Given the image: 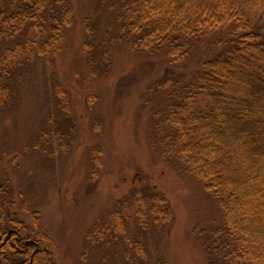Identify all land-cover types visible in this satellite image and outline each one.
<instances>
[{"label": "trees", "instance_id": "1", "mask_svg": "<svg viewBox=\"0 0 264 264\" xmlns=\"http://www.w3.org/2000/svg\"><path fill=\"white\" fill-rule=\"evenodd\" d=\"M96 1L98 15L83 19L73 0H8L0 7V110L17 108L24 75L40 70L51 79L46 87L62 119L72 115L56 62L79 23V59L94 80L109 74L115 49L124 45L152 78L146 103L165 134L167 162L198 179L221 209L208 264H264V0ZM95 98L89 93V107ZM93 126L101 130L100 122ZM76 130L74 124L66 136ZM102 154L91 151L94 178ZM3 177L0 165V258L56 264L8 215ZM174 218L156 186L132 191L96 219L90 249H114L122 264H169L164 257L152 261L145 233Z\"/></svg>", "mask_w": 264, "mask_h": 264}, {"label": "rangeland", "instance_id": "2", "mask_svg": "<svg viewBox=\"0 0 264 264\" xmlns=\"http://www.w3.org/2000/svg\"><path fill=\"white\" fill-rule=\"evenodd\" d=\"M73 1L81 19L100 11L99 1ZM7 2L0 0V7ZM72 34L56 62L72 115L62 119L40 70L24 75L19 106L0 110L1 183L10 186L2 198L11 204L5 207L8 215L29 228L31 240L48 249L56 264H122L114 249H90L88 236L96 219L120 198L156 186L169 199L175 218L145 233L152 261L164 257L169 264H208L221 209L198 179L167 162L165 134L157 127L154 105L146 103L152 78L145 79L141 64L123 45L114 51L109 74L94 80L79 59L80 23ZM91 92L96 98L89 107ZM96 122L101 130L94 128ZM74 124L76 133L66 136ZM93 149L103 153L96 178ZM0 264L12 263L0 258Z\"/></svg>", "mask_w": 264, "mask_h": 264}]
</instances>
